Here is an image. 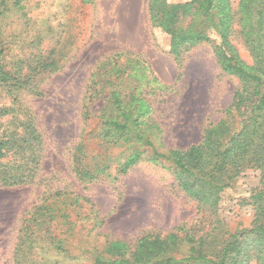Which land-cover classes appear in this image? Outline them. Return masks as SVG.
<instances>
[{"label": "rangeland", "instance_id": "374dc122", "mask_svg": "<svg viewBox=\"0 0 264 264\" xmlns=\"http://www.w3.org/2000/svg\"><path fill=\"white\" fill-rule=\"evenodd\" d=\"M0 2L2 62L11 74L0 85V138L22 133L16 122L24 121L43 140L32 182L0 186V264H104L128 255L141 237L172 234L207 248L228 226L253 223L248 196L260 187L261 169L233 176L212 211L186 189L202 190L199 182L154 154L187 150L226 117L239 81L220 69L211 42L172 52L149 0ZM223 2L235 7L238 0ZM230 40L250 63L241 39ZM109 59L110 67L123 66L119 86L134 95L126 98L135 131L152 145L105 135L108 100L93 88ZM56 187L66 193L54 196Z\"/></svg>", "mask_w": 264, "mask_h": 264}, {"label": "trees", "instance_id": "16d2710c", "mask_svg": "<svg viewBox=\"0 0 264 264\" xmlns=\"http://www.w3.org/2000/svg\"><path fill=\"white\" fill-rule=\"evenodd\" d=\"M149 1L152 19L171 34L172 52L176 54L190 45L211 42L220 69L239 81L226 117L206 128L200 143L185 151L154 148V154L171 161L182 174L199 182L202 190H195L189 184L186 189L212 211L233 176L247 167L261 169L260 187L248 196L255 217L248 227L223 229L217 242L207 248L192 238L174 234L149 241L141 237L128 255L118 253L104 264H264V0H238L235 7L230 2L225 5L223 0ZM211 34L217 38L212 39ZM233 34L247 49L250 63L235 50L230 40ZM3 53L0 45V85L11 79L2 62ZM53 61H42L43 67ZM111 62L105 61L101 78L93 88V95L104 94L108 100L109 110L103 119L107 125L105 135L113 132L152 145L147 137L135 131L133 108L126 98L131 102L134 95L122 91L119 80L123 66L110 67ZM16 127L22 133L12 131L0 138V186L29 184L40 165L43 140L38 129L24 121H17ZM134 159L135 155H129L123 170ZM75 169L85 176L80 159ZM63 190L56 187L53 195L65 194ZM27 236L29 243L36 240L32 228Z\"/></svg>", "mask_w": 264, "mask_h": 264}]
</instances>
